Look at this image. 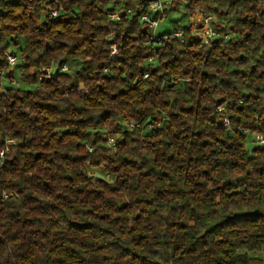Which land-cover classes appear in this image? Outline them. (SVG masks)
I'll return each mask as SVG.
<instances>
[{
    "label": "trees",
    "instance_id": "1",
    "mask_svg": "<svg viewBox=\"0 0 264 264\" xmlns=\"http://www.w3.org/2000/svg\"><path fill=\"white\" fill-rule=\"evenodd\" d=\"M145 1L0 0V264H261L264 0L166 7L210 14L211 45L153 42Z\"/></svg>",
    "mask_w": 264,
    "mask_h": 264
},
{
    "label": "built area",
    "instance_id": "2",
    "mask_svg": "<svg viewBox=\"0 0 264 264\" xmlns=\"http://www.w3.org/2000/svg\"><path fill=\"white\" fill-rule=\"evenodd\" d=\"M173 0H146L144 2V7L146 8V12L141 14L140 20L145 22L150 31H151V40L153 42H156L157 44H161L163 41L172 38L176 40H182V34L180 31L173 30L170 33L162 34L161 36L155 35V27L157 26V23L161 21V18L164 15V11L166 7H168ZM49 15L51 19H54L58 16V10L53 7H48ZM131 11L130 10H117L114 12H111L108 14V18L112 21H123L125 19L130 18ZM192 22L190 23L191 26V35L194 40L199 41L203 43L204 45H211L216 39H222L227 40V35L220 36L217 31L212 28L211 22L213 20V17L210 14L197 12L192 16ZM112 53H114V47L112 46ZM8 65L10 67H14L17 63V57L15 55L11 54H5ZM149 61H152V58H149ZM62 70H66V67L64 66ZM231 104V102L226 101L221 105H218L216 107V112L223 115V125L226 127V129H231L228 124V115L230 114V110L228 106ZM159 123H155L152 125H147V129H151L154 127H159ZM124 128L126 130H134L139 129L140 124L137 122L129 121L125 122ZM244 132L247 134L249 138H251L253 145L258 148H264V135L258 133H249L247 130H244ZM114 138L108 137L107 144L109 146L114 145ZM14 142L12 140L6 141L5 147L3 149H0V164L3 161L4 155L8 152L9 147Z\"/></svg>",
    "mask_w": 264,
    "mask_h": 264
},
{
    "label": "rangeland",
    "instance_id": "3",
    "mask_svg": "<svg viewBox=\"0 0 264 264\" xmlns=\"http://www.w3.org/2000/svg\"><path fill=\"white\" fill-rule=\"evenodd\" d=\"M168 10H170V8ZM192 18L193 17L189 13H185L183 11H177V10L170 11L167 17L163 15V17L161 18V21L157 23V26L155 27L156 28L155 35L161 36L162 34L170 33L173 30L175 31L180 26H184L187 24L190 25V23L192 22ZM69 65L75 66L74 63L69 64ZM3 82H4L5 87H13V88L20 89V90L34 91L37 88V85L35 84L23 83L19 76V72L15 75L14 81H11L10 83L6 81H3ZM246 146L248 150H251L252 148L255 147V145H253L252 143L251 138L249 137H247L246 139ZM91 176L94 180L96 179L101 180L104 178L107 179V177L103 175L101 171L98 173H94Z\"/></svg>",
    "mask_w": 264,
    "mask_h": 264
},
{
    "label": "crops",
    "instance_id": "4",
    "mask_svg": "<svg viewBox=\"0 0 264 264\" xmlns=\"http://www.w3.org/2000/svg\"><path fill=\"white\" fill-rule=\"evenodd\" d=\"M259 257L261 259V264H264V250H262V252L259 254Z\"/></svg>",
    "mask_w": 264,
    "mask_h": 264
}]
</instances>
